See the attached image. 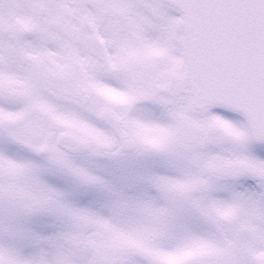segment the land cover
Returning <instances> with one entry per match:
<instances>
[{
	"label": "snow or ice",
	"instance_id": "snow-or-ice-1",
	"mask_svg": "<svg viewBox=\"0 0 264 264\" xmlns=\"http://www.w3.org/2000/svg\"><path fill=\"white\" fill-rule=\"evenodd\" d=\"M0 264H264V0H0Z\"/></svg>",
	"mask_w": 264,
	"mask_h": 264
},
{
	"label": "rangeland",
	"instance_id": "rangeland-1",
	"mask_svg": "<svg viewBox=\"0 0 264 264\" xmlns=\"http://www.w3.org/2000/svg\"><path fill=\"white\" fill-rule=\"evenodd\" d=\"M51 183L56 186L66 189L70 192L75 191V186L68 178H60L58 176L46 177ZM92 196V190H79L70 196V199L76 203H87ZM22 227L36 233L37 235L47 237L57 233L61 227L62 222L54 215L41 214L36 217L29 218L22 223Z\"/></svg>",
	"mask_w": 264,
	"mask_h": 264
}]
</instances>
